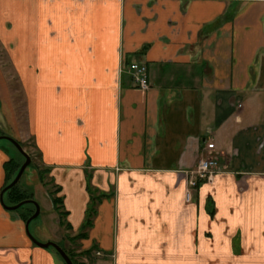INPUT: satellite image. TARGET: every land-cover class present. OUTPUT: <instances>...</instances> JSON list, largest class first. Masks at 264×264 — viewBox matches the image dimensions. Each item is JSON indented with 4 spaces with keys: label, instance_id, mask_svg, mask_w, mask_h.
I'll list each match as a JSON object with an SVG mask.
<instances>
[{
    "label": "crops",
    "instance_id": "obj_1",
    "mask_svg": "<svg viewBox=\"0 0 264 264\" xmlns=\"http://www.w3.org/2000/svg\"><path fill=\"white\" fill-rule=\"evenodd\" d=\"M1 51L71 238L88 185L109 195L81 264H264V0H0ZM122 61L146 63L148 90ZM5 73L0 61V135L24 142ZM211 155L220 173L187 202L190 172ZM12 157L0 146V195ZM22 188L41 206L32 235L61 246L37 168ZM28 212L0 202V264H65L31 241Z\"/></svg>",
    "mask_w": 264,
    "mask_h": 264
},
{
    "label": "trees",
    "instance_id": "obj_2",
    "mask_svg": "<svg viewBox=\"0 0 264 264\" xmlns=\"http://www.w3.org/2000/svg\"><path fill=\"white\" fill-rule=\"evenodd\" d=\"M22 147L25 149L24 145H22ZM25 151L31 157V159H32L31 165H32L33 162L36 160V158H39V154L38 153L36 155L32 154L31 152H29L26 149H25ZM24 161H25L24 157H23L22 161H17L15 158H10V160L7 163H5L4 168H5V171L7 173L8 180H9V183L7 185H9L15 179V177L17 176V174H18L22 164L24 163ZM37 170H38V176H39L40 183L43 184L44 186L48 187V188L52 187L53 189H55L54 193H48V195L52 199V202L54 205V210L56 211V213L58 214L60 219H63L65 217L67 218L68 213L64 209L63 198L58 196V194L60 193L61 190L58 186L55 185L53 179L50 176L51 169L46 168V167H39V168L37 167ZM88 191L90 193V203H89V206H88V209L86 212L85 221H84V224L82 226L80 233L78 235H76L75 237H72V241H78V240H82V239L88 237L89 231L93 227L94 220L97 216L99 204L104 199L109 197V195L103 194L100 191L92 188L91 185H88ZM4 197H5V199H4L5 204H7L8 206H14V205H17V204H19L23 201H26V200H35L34 192L31 189L22 188V186H20V183H18L16 186H14L10 190H8L5 193ZM30 206H32V205H30ZM22 209H25V208L22 207L19 210H22ZM32 214H33L32 211H29V213H26V215L23 216L25 221H27L29 219V217L32 216ZM64 223H65V221H64ZM66 228L71 229V227L68 223H66ZM52 250L55 251L54 249H52ZM64 250L70 256V258L72 259L74 264H81L77 260L76 256H73V254H71L66 249H64ZM88 254L89 253H82V255H88Z\"/></svg>",
    "mask_w": 264,
    "mask_h": 264
},
{
    "label": "rangeland",
    "instance_id": "obj_3",
    "mask_svg": "<svg viewBox=\"0 0 264 264\" xmlns=\"http://www.w3.org/2000/svg\"><path fill=\"white\" fill-rule=\"evenodd\" d=\"M1 52H2V55H0V61L4 65V69L7 72L5 74L9 78L10 84L13 86V92H14V97H15L14 99L16 101V109H17V112H18V115H19V120H20V124H19L20 125V130L22 131L23 134H25V141L24 142L18 141V142H20L22 145H24L25 149L28 150L29 152H31L33 154L35 152V149H34L35 148V141H34V138L29 134V131H28V124H27L28 117H27V112H26V104H25V99L26 98H25V95H24V91H22L20 89V85H19V83H17V78H16L15 74H13L10 71V65L7 63V60L4 59V56L5 55H4L3 51H1ZM2 56H3V58H2ZM0 85H1V81H0ZM4 94H5V89L4 88L0 89V97H3ZM6 129H8V131H10L11 129H13V127L9 123L7 125V127H6ZM0 136H5V135H0ZM6 137H8V136H6ZM11 138H13V137H11ZM0 146L6 147L11 152V154L13 155V157H16V158L19 157V159H18L19 161H22L23 160V156L21 155V153L9 141H7V140H0ZM33 167L34 168L41 167L40 166V160L38 161L36 159L33 162V164L27 169L24 177L22 178V180L20 182V186L23 185L24 181L26 180V177H27L28 173L30 172L31 169H33ZM41 186H42V189H44L46 193H54V190L55 189H53L52 187H49L48 188V187L44 186L43 184H41ZM24 207H30V211H32V213L34 214L35 208L33 206H28L27 205V206H24ZM43 217L46 219V224H47V227L49 229H54L55 227H58L60 225L59 226L60 227V230L57 233V235H58L57 238L58 239L61 238V235H62L61 233L62 232H64V234H65V237H64L65 238L64 239L65 240V243H63L61 245V247L66 244L67 247H68V251L71 254H73V256H76V258H77L78 261H81L82 259L78 255V253L80 251V249H79V241L80 240H78V241H72L71 236L73 234L67 233V230H68L66 228V223H67L66 222V219L67 218L65 217L63 219H60L59 216H58L59 224H56L55 225V224H52V223L49 222L48 217L46 215H43ZM35 221H37V219L34 220L33 222H35ZM64 221H65V223H64ZM29 230L32 233V231H33V224H32V226L29 227ZM77 255H78V257H77Z\"/></svg>",
    "mask_w": 264,
    "mask_h": 264
},
{
    "label": "built area",
    "instance_id": "obj_4",
    "mask_svg": "<svg viewBox=\"0 0 264 264\" xmlns=\"http://www.w3.org/2000/svg\"><path fill=\"white\" fill-rule=\"evenodd\" d=\"M120 73L128 74L136 87L142 90H148L150 88L148 67L145 62H132L127 64L125 61H122ZM220 167L218 158L212 155L204 157L199 161L197 168L189 174V181L186 188L187 202L192 201L200 183L212 184L214 182L215 176L220 173ZM96 256L100 257L102 253L99 251L96 253Z\"/></svg>",
    "mask_w": 264,
    "mask_h": 264
},
{
    "label": "water",
    "instance_id": "obj_5",
    "mask_svg": "<svg viewBox=\"0 0 264 264\" xmlns=\"http://www.w3.org/2000/svg\"><path fill=\"white\" fill-rule=\"evenodd\" d=\"M0 140H7L9 141L13 146H15L17 148V150L21 153V155L25 158V163L21 166L17 176L15 177V179L13 180V182L8 185L6 188H4L1 192L0 195V202L2 204V206L8 210V211H17L20 208H22L23 206L27 205V204H31L35 207V213L27 220L26 222V232L27 235L29 236V238L31 239V241L38 247L43 248V249H49L52 248L54 249L59 255L60 257L64 260L65 264H74V262L72 261V259L70 258V256L66 253V251L57 243L55 242H40L38 239H36L32 233L29 230V227L31 225V223L38 219L40 214H41V206L40 204L36 201V200H27V201H23L15 206H8L5 204L4 201V195L5 193L10 190L11 188H13L14 186H16L21 178L23 177L25 171L27 170V168L29 166H31L32 163V159L31 157L26 153V151L24 150V148L22 147V145L15 139L11 138V137H6V136H0Z\"/></svg>",
    "mask_w": 264,
    "mask_h": 264
},
{
    "label": "flooded vegetation",
    "instance_id": "obj_6",
    "mask_svg": "<svg viewBox=\"0 0 264 264\" xmlns=\"http://www.w3.org/2000/svg\"><path fill=\"white\" fill-rule=\"evenodd\" d=\"M8 137H9V136H8ZM15 140H16V139H15ZM19 143H20V142H19ZM24 150H25V149H24ZM25 161H26V160H25ZM25 161H24V163H25ZM24 163H23V164H24ZM23 164H22V165H23ZM29 167H30V166H29ZM29 167H28V168H29ZM28 168H27V169H28ZM26 171H27V170H26ZM26 171H25V173H26ZM25 173H24V175H25ZM24 175H23V176H24ZM22 178H23V177H22ZM22 178H21V180H22ZM21 180H20V182H21ZM12 182H13V181H12ZM12 182H11V183H12ZM20 182H19V183H20ZM11 183H10V184H11ZM10 184H9V185H10ZM7 186H8V185H7ZM7 186H6V187H7ZM6 187H5V188H6ZM4 196H5V195H4ZM4 199H5V197H4ZM26 201H27V200H26ZM27 205L30 206L31 204H27ZM27 205H25V206H27ZM14 206H15V205H14ZM32 206H33V205H32ZM23 207H24V206H23ZM24 208H25V209H28V211H30V207H24ZM25 209H24V210H25ZM22 210H23V209H22ZM17 211H19V210H17ZM28 213H29V212H28ZM34 213H35V212H34ZM32 215H33V214H32ZM29 218H30V217H29ZM26 222H27V221H26Z\"/></svg>",
    "mask_w": 264,
    "mask_h": 264
}]
</instances>
